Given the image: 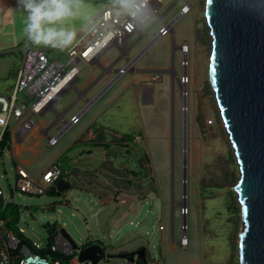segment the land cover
Here are the masks:
<instances>
[{
    "label": "rangeland",
    "instance_id": "obj_1",
    "mask_svg": "<svg viewBox=\"0 0 264 264\" xmlns=\"http://www.w3.org/2000/svg\"><path fill=\"white\" fill-rule=\"evenodd\" d=\"M110 1L87 0L89 18L64 25H80L75 41L98 20ZM190 1L194 3L190 11L179 16L187 0H162L158 13L163 18L156 14L142 27L141 32L147 30L143 35L129 38V45L137 39L130 58L138 56V91L125 88L120 81L111 84L79 123L67 129L55 146L48 145L42 129L68 109L88 81H94L103 70L102 63L110 64L121 55L120 47L113 45L95 65L80 61L76 88H68L43 115L33 117L40 136L34 133L35 126L19 135L23 143L15 140L9 146H0V186L5 201L21 206L17 227L23 239L44 246L50 242L53 229L63 228L80 247L100 245L112 255L145 246L148 260L155 259L158 264H241L238 246L244 223L235 191L240 170L210 81L212 36L204 16L206 0ZM25 20L26 13L17 0H0V93L13 91L22 48L27 43L37 46L24 34ZM171 21H175L173 33L158 37L160 28ZM183 42L188 43L187 53L180 48ZM68 48L47 47L54 58L62 57ZM126 61L123 55L114 69ZM148 73L161 79H144L142 76ZM130 74L125 73L119 80L128 79ZM102 85L98 83L90 96L101 91ZM147 85L153 86V100L148 102L143 91ZM120 90L122 97L108 107L106 99ZM25 103L30 106L31 101ZM83 105V100L77 103L65 118ZM63 125L58 119L48 135H55ZM8 129L14 135L19 124L12 120ZM3 131L0 125V136ZM89 131L96 134L95 140L110 146L78 142ZM126 134L134 137L122 139ZM18 146L21 149L16 155ZM30 146H35V151ZM90 148L91 156L85 153L86 160L74 162L82 150ZM107 150L112 155L117 152V160L104 161ZM67 160H71L69 170L63 167ZM20 165L36 178L54 166L71 187L57 193L54 183L53 192H23L17 185ZM130 169H135L136 175ZM118 189L122 194L114 200ZM184 219L189 241L186 246L180 244ZM0 229L7 230L1 219ZM78 254L77 250L74 254L63 252L71 264ZM99 264L126 262L109 257Z\"/></svg>",
    "mask_w": 264,
    "mask_h": 264
},
{
    "label": "water",
    "instance_id": "obj_2",
    "mask_svg": "<svg viewBox=\"0 0 264 264\" xmlns=\"http://www.w3.org/2000/svg\"><path fill=\"white\" fill-rule=\"evenodd\" d=\"M204 16L212 36L210 81L240 170L235 186L244 223L240 263L264 264V0H206ZM129 71L119 69L117 77ZM63 167L69 169V160ZM57 187L64 191L71 183L61 178ZM183 223L187 226L186 219ZM62 232L83 264L109 257L148 264L145 246L112 255L96 244L80 247Z\"/></svg>",
    "mask_w": 264,
    "mask_h": 264
},
{
    "label": "built area",
    "instance_id": "obj_3",
    "mask_svg": "<svg viewBox=\"0 0 264 264\" xmlns=\"http://www.w3.org/2000/svg\"><path fill=\"white\" fill-rule=\"evenodd\" d=\"M193 4L192 1L187 0L179 16L188 13ZM161 5L162 0H149L147 7L141 6L139 10L133 7L134 16L119 8L118 5L113 3L107 5L98 20L80 39L61 54L62 57L54 58L49 54L50 49L27 43L22 48V63L18 69L12 93H0V125L3 126L4 131L11 126L12 120H16L19 124V130L16 133L18 137L38 126L33 117L43 115L68 88L75 85L79 78L78 63L80 61L95 65L111 46L125 47L132 35L140 33L143 26L148 25L156 14L159 15L158 11ZM162 18L163 16L159 15V19ZM174 22H165V25L160 28L158 37L173 33ZM109 36L112 39H109ZM180 48L183 53H187L188 43L183 42ZM159 77V75L154 76L156 80ZM26 101H31L30 106L25 103ZM81 117L82 112L74 114L68 120L64 118V125L59 126L58 132L52 136L47 135L49 146H55L62 134L79 123ZM3 133L0 136V143ZM59 176L60 169L54 166L42 171L39 178L34 177L26 168L19 166L17 185L23 192L42 194L56 183ZM1 200H5V195L0 186ZM160 228L163 227L160 226ZM183 229L187 230V226H183ZM188 243L185 231L180 244L186 246ZM47 247H49V251L40 252ZM63 252L74 254L75 249L64 236L62 228H58L52 242L44 246L36 242H32L31 246L23 244L13 232H3L0 229V264H71L66 260ZM54 254L61 256H54ZM71 262L81 264L78 256ZM125 262L126 264H138L127 259ZM147 263L158 264V261L152 259L147 260Z\"/></svg>",
    "mask_w": 264,
    "mask_h": 264
},
{
    "label": "clouds",
    "instance_id": "obj_4",
    "mask_svg": "<svg viewBox=\"0 0 264 264\" xmlns=\"http://www.w3.org/2000/svg\"><path fill=\"white\" fill-rule=\"evenodd\" d=\"M114 5L135 15L133 7L139 10L147 7L149 0H111ZM26 13L23 29L27 39L34 45L66 49L77 39L74 28L65 27L69 21L87 20V0H17ZM109 39H112L109 36Z\"/></svg>",
    "mask_w": 264,
    "mask_h": 264
},
{
    "label": "crops",
    "instance_id": "obj_5",
    "mask_svg": "<svg viewBox=\"0 0 264 264\" xmlns=\"http://www.w3.org/2000/svg\"><path fill=\"white\" fill-rule=\"evenodd\" d=\"M109 4H112V2L110 1L109 3H108V5ZM106 7V6H105ZM104 9V8H103ZM102 9V10H103ZM102 12V11H101ZM101 15V14H100ZM100 17V16H99ZM77 26H80V25H73V28L77 31V33H78V35H79V33H80V29L79 30H77L76 29V27ZM147 31V30H146ZM145 31V32H146ZM145 32H140V33H136V34H134V35H132L131 37H134V36H136V35H138V34H140V35H143ZM82 37V36H81ZM130 37V38H131ZM80 39V38H79ZM129 40V39H128ZM137 42V39L133 42V43H131L130 45L128 44V41H127V45L125 46V47H120V50H121V55L118 57V58H116L114 61H112L110 64H107L106 62H104V63H102L101 65H102V68H103V70L101 71V73L99 74V75H97V77H95L94 78V81L92 82V83H89V81L85 84V86H86V89L83 91V92H80V91H78V97L75 99V101L68 107V109H66L63 113H58V118H57V120L52 124V125H50L49 127H45V129H42V132H43V134L45 135V136H47L48 135V130L53 126V125H58V119H62V120H64V118H65V115L77 104V103H79L80 101H84V105L82 106V108L80 109V110H78V111H76V112H74V113H72L71 115H70V117L68 118V119H70L74 114H77V113H81L82 112V115L92 106V104L104 93V91L109 87V86H111V84H113V83H115V82H117V81H120V83L122 82V83H124V85H125V88L126 87H134L135 88V91L137 90H139V87H138V83H139V79H140V77H139V73H140V71L135 67L136 66V63H137V59H136V61H132V62H130L131 61V58H130V51L132 50V48L134 47V45H135V43ZM186 42V41H185ZM123 55H125V56H127V61L126 62H124L121 66H120V68L119 69H127V68H129L130 69V71L129 72H131V74H130V76H129V78L127 79H125V78H120V80H119V78L117 77V73H118V70L119 69H114V67H115V65L117 64V63H119L120 61H121V57L123 56ZM136 57H138V56H136ZM136 57H134V58H136ZM134 58H132V59H134ZM96 63H99V60L96 62ZM149 74V73H148ZM146 74V75H144V76H142L144 79H149L150 78V81H156V79L154 78V76H155V74ZM123 76V75H122ZM122 76H120V77H122ZM79 79V78H78ZM159 79H161V77H159ZM159 79H157V80H159ZM77 82V81H76ZM100 82H103V85H102V87H104L101 91L99 90V91H97L95 94H93V95H91L90 96V93H91V91L93 90V88L98 84V83H100ZM72 87H74V88H76V83H75V85L74 86H72ZM146 89H148V94H147V97H146V100H148V99H151V98H153V86L152 85H147V87H146ZM122 95H123V90H120L117 94H113L112 96H110V97H108L107 99H106V103H107V105H108V107L110 106V105H112V104H115L117 101H119V99L122 97ZM153 100V99H152ZM152 100H150V101H152ZM104 111V110H103ZM66 119V118H65ZM68 119H66V120H68ZM64 122V121H63ZM93 125V123H91V124H88V127L89 126H92ZM39 126V125H38ZM38 126H36V129H34V133L36 134V136H40L39 134H38ZM96 139V134H94V133H92V132H88L85 136H83L82 138H80L79 140H78V142L80 141V142H85V143H87V142H90L92 145H98V146H102V144H104V145H106V148L107 147H109L110 145H109V143H107V142H101V141H97V140H95ZM17 141L19 144L20 143H23V139L22 138H20V137H18L17 136V134H14L13 135V133L11 132V144H13L12 142L13 141ZM28 141H30L29 139H28ZM37 144V143H36ZM49 145V144H48ZM30 149H33L34 151H35V146H30L29 147ZM129 148V147H128ZM21 148L18 146V149H17V152H15L14 151V154H16V155H18V152H19V150H20ZM131 150V149H130ZM81 153H83V154H81V156H79V158H77V159H75L74 160V162H76L78 159H81V160H86L87 158H85L84 157V155H85V153H89L88 154V156H91V154L93 153V150L90 148V149H88V150H82V152ZM116 153L117 152H114L113 153V155H115L114 157H113V155H112V153H110L108 150L106 151V152H104L103 153V155H104V157H105V159H104V161L106 160V161H109L110 159L111 160H113L114 161V159L115 160H117V158H115L116 157ZM109 154V155H108ZM110 158V159H109ZM70 161L71 160H69V169H71V163H70ZM23 163H26V162H23ZM118 163V162H117ZM21 166V165H20ZM23 167V166H22ZM68 169V170H69ZM130 173H132V174H135L136 175V170L135 169H130ZM52 187V186H51ZM50 187V188H51ZM53 187H54V185H53ZM49 188V189H50ZM48 189V190H49ZM122 191L121 190H117L114 194H113V199L114 200H117V198H119L120 197V195L122 194L121 193ZM134 196V195H133ZM131 204H132V202H131ZM162 229V228H161Z\"/></svg>",
    "mask_w": 264,
    "mask_h": 264
},
{
    "label": "trees",
    "instance_id": "obj_6",
    "mask_svg": "<svg viewBox=\"0 0 264 264\" xmlns=\"http://www.w3.org/2000/svg\"><path fill=\"white\" fill-rule=\"evenodd\" d=\"M134 136L130 134H126L122 137V139H130ZM11 144V131L9 129H6L3 133L2 142L0 143V146H9ZM141 163V162H140ZM64 169V168H63ZM61 175V174H60ZM61 179V176H59L58 180ZM56 181V183L58 182ZM53 192V186L47 191V192ZM57 193H60V191H57ZM21 212V206L13 201H0V219L4 221V224L6 226V231L13 232L16 236H18L20 239L22 238V232L18 229L17 224L20 220V213ZM57 229H53L50 235V244L54 238V235L56 233ZM21 241H27L26 244L32 245V242L29 240H25L22 238ZM49 251V247L44 248L40 250V252ZM54 256H61L60 254H54Z\"/></svg>",
    "mask_w": 264,
    "mask_h": 264
},
{
    "label": "flooded vegetation",
    "instance_id": "obj_7",
    "mask_svg": "<svg viewBox=\"0 0 264 264\" xmlns=\"http://www.w3.org/2000/svg\"><path fill=\"white\" fill-rule=\"evenodd\" d=\"M144 98H145V100H146V97H147V94H148V89H146V87L144 88ZM153 98H151V99H148V100H146V102H148V101H150V100H152ZM141 248V247H140ZM140 248H138V249H140Z\"/></svg>",
    "mask_w": 264,
    "mask_h": 264
},
{
    "label": "bare ground",
    "instance_id": "obj_8",
    "mask_svg": "<svg viewBox=\"0 0 264 264\" xmlns=\"http://www.w3.org/2000/svg\"><path fill=\"white\" fill-rule=\"evenodd\" d=\"M209 62H210V57H209ZM184 81H186V80H184ZM224 126H225V124H224ZM61 176V175H60Z\"/></svg>",
    "mask_w": 264,
    "mask_h": 264
}]
</instances>
